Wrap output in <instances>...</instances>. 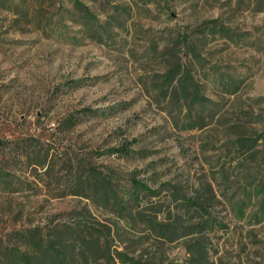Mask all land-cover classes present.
<instances>
[{
  "label": "rangeland",
  "instance_id": "rangeland-1",
  "mask_svg": "<svg viewBox=\"0 0 264 264\" xmlns=\"http://www.w3.org/2000/svg\"><path fill=\"white\" fill-rule=\"evenodd\" d=\"M263 175L264 0H0V264H264Z\"/></svg>",
  "mask_w": 264,
  "mask_h": 264
},
{
  "label": "trees",
  "instance_id": "trees-1",
  "mask_svg": "<svg viewBox=\"0 0 264 264\" xmlns=\"http://www.w3.org/2000/svg\"><path fill=\"white\" fill-rule=\"evenodd\" d=\"M168 79L171 83H176L173 88L172 96L187 101L190 100L193 103H202V99L199 95L200 92L194 87L192 74L189 71L183 72V67L180 63L174 70L170 71ZM199 125L200 124H191L188 126V129L201 127ZM258 141V138H238L237 144L242 146L247 145L249 149H252L254 148L252 143L258 146ZM125 153L127 154V152ZM245 162L246 160L244 163ZM259 169L262 172V168L260 167ZM135 183L138 186H144L140 180H136ZM260 183L262 187L261 193L264 195V175ZM132 184L134 186V179H132ZM132 197H134V194H132ZM241 207L242 206H239L237 203L233 205L234 209L240 210ZM38 231H36V233H38ZM42 234L43 235L39 237H30L24 234L25 246L28 247L29 250L26 252L12 251V253H10L9 264H73L78 260L80 255L75 252L76 246L69 248L68 245L62 244L61 242L59 243L53 236L49 234L46 235L44 232ZM189 250L190 258H188V262L191 264H206L208 262V256L205 254L204 247L201 245H190Z\"/></svg>",
  "mask_w": 264,
  "mask_h": 264
}]
</instances>
